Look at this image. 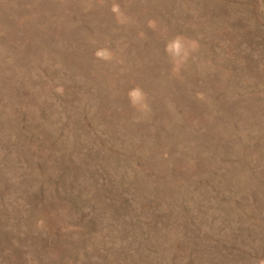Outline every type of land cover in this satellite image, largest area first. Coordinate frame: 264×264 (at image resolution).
Wrapping results in <instances>:
<instances>
[{
  "label": "rangeland",
  "instance_id": "obj_1",
  "mask_svg": "<svg viewBox=\"0 0 264 264\" xmlns=\"http://www.w3.org/2000/svg\"><path fill=\"white\" fill-rule=\"evenodd\" d=\"M0 264H264V0H0Z\"/></svg>",
  "mask_w": 264,
  "mask_h": 264
}]
</instances>
